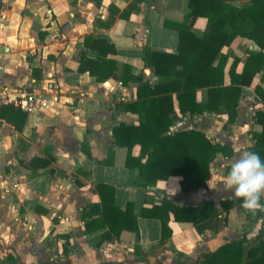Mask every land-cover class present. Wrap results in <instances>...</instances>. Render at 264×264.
I'll return each instance as SVG.
<instances>
[{
    "label": "crops",
    "instance_id": "1",
    "mask_svg": "<svg viewBox=\"0 0 264 264\" xmlns=\"http://www.w3.org/2000/svg\"><path fill=\"white\" fill-rule=\"evenodd\" d=\"M188 1L0 0V105H13L7 97L35 88H45L48 101L46 110L27 114L19 131L0 118V264H28L29 258L31 264H200L222 245L244 238L248 249L260 229L264 234V209L246 215L224 188L236 148L253 152L252 134L261 130L255 113H264V102L255 89H264V70L248 87H233L239 101L231 122L223 110L182 115L172 95L171 133L196 130L226 148L211 163L205 188L182 193L179 177L145 184L137 168L125 166L127 149L113 142L114 127L138 124L122 105L145 94L141 83L157 81L144 66V47L176 52L177 24L202 36L206 20H192ZM89 36L108 39L116 51L107 57L116 70L102 82L76 71L82 51L95 57L84 47ZM259 51L241 36L223 48L225 85L233 58L240 60L239 73L248 53ZM195 97L205 102L206 89ZM98 186L106 187L103 198L119 210L132 204L136 232L103 238ZM164 201L177 207L210 201L212 212L202 232L169 213L170 236L162 242L161 221L140 212ZM224 202L232 206L226 209Z\"/></svg>",
    "mask_w": 264,
    "mask_h": 264
},
{
    "label": "trees",
    "instance_id": "2",
    "mask_svg": "<svg viewBox=\"0 0 264 264\" xmlns=\"http://www.w3.org/2000/svg\"><path fill=\"white\" fill-rule=\"evenodd\" d=\"M239 1V5L234 3ZM192 20L202 17L206 26L202 36L198 37L188 26L175 25L178 31L176 52L152 51L144 47L142 60L144 66L152 70L157 77L152 86L142 84L144 95H137L134 102L122 105L125 111L138 116V124L126 126L119 124L112 129L115 145L125 147L126 167L138 169L145 184L165 181L170 177H179L182 193H190L206 187L210 176V165L217 153L225 154L226 148L213 144L202 132L185 130L171 133V115L173 113L172 95H175L179 112L182 115L216 113L225 111L228 122L234 120L239 97L233 95V87H248L256 73L264 70V0H189ZM237 36L253 40L259 52H249L241 71L236 72L240 60L235 57L228 69L229 84L224 83V68L227 55L222 49L229 47ZM84 47L95 53L89 57L86 51L79 56L76 71L87 73L96 81L102 82L115 70V62L108 59L116 53L110 41L103 37L89 36L83 41ZM215 63V64H214ZM206 64L202 69L198 66ZM127 68V67H124ZM125 83V80L122 82ZM205 88L207 100L196 101V91ZM264 102V89H255ZM27 114L13 105H0V118L11 124L16 131L21 130ZM260 132L253 133V152L264 150V113H255ZM138 146V155H132V149ZM264 160V155H260ZM45 163L42 162V166ZM106 187L98 186L101 197V226L107 225L104 239L118 238L122 230L137 231V218L133 215V206L128 203L119 210L103 198ZM230 208V202L222 203ZM247 215L248 212L242 208ZM212 212V203L202 201L194 207H177L164 201L150 209H142L141 217H157L161 221V241L170 236L168 228L169 213L173 219L188 221L197 232H202L205 221ZM245 239L222 245L214 252L204 256L200 264H264V234L260 229L253 244L245 249Z\"/></svg>",
    "mask_w": 264,
    "mask_h": 264
},
{
    "label": "clouds",
    "instance_id": "3",
    "mask_svg": "<svg viewBox=\"0 0 264 264\" xmlns=\"http://www.w3.org/2000/svg\"><path fill=\"white\" fill-rule=\"evenodd\" d=\"M235 151L238 155L224 178V188L231 190L233 200L241 201L240 207L255 214L256 210L264 209L260 203L264 198V160L252 151H241L239 147Z\"/></svg>",
    "mask_w": 264,
    "mask_h": 264
},
{
    "label": "built area",
    "instance_id": "4",
    "mask_svg": "<svg viewBox=\"0 0 264 264\" xmlns=\"http://www.w3.org/2000/svg\"><path fill=\"white\" fill-rule=\"evenodd\" d=\"M3 16H0V30L2 29ZM45 88H35L32 91H22L19 98L7 97V101L12 103L14 107L20 109L26 114H35L48 108V101L45 97ZM6 185L15 187L11 178H6ZM7 188H9L7 186Z\"/></svg>",
    "mask_w": 264,
    "mask_h": 264
}]
</instances>
